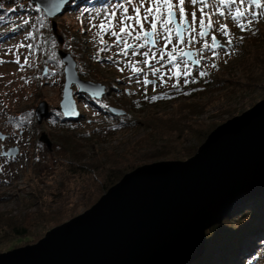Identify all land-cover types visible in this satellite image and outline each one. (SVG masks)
Wrapping results in <instances>:
<instances>
[{"label":"rangeland","instance_id":"374dc122","mask_svg":"<svg viewBox=\"0 0 264 264\" xmlns=\"http://www.w3.org/2000/svg\"><path fill=\"white\" fill-rule=\"evenodd\" d=\"M139 2L133 0L131 8ZM85 3L88 1L70 8L72 2L68 0L67 10L52 19L42 12L43 17L48 19L47 28L42 31L43 43L35 52L28 47L32 46V40L26 37L37 24L36 13L29 14L31 6L35 5L30 0H0V9L15 12L7 25H0V134L5 136L4 140H0V254L37 243L53 227L89 209L100 198L99 189L103 180L89 172L91 161L99 163L101 157H120L126 148L147 133L146 123L152 116L190 111L193 115L188 117L201 127L210 124L215 127L264 99V86L241 88L243 83L238 79V68L243 61L250 58L257 47H264V18L253 20L245 31H241L227 13L224 17L216 15L217 2L210 0L207 11L213 13L215 30L192 43L177 44L174 39L173 44L164 49L167 52L175 46L177 51L183 49L195 53L192 59L200 60L199 64H192L186 58L177 56L174 63H180L181 75L176 76L177 69L166 62L151 60L150 65L145 66L142 55L132 56L129 50L125 56L121 52L123 45L117 44L115 37L109 34H102L104 43H101V37L97 35L99 30L91 25L104 20L117 3L129 7L125 0H102L95 2L94 6ZM200 7L188 0L185 9L189 21L193 11L197 12L199 19ZM243 7L251 10L249 5ZM116 11L119 16L120 10ZM129 14H132L131 10ZM53 20L56 33L51 27ZM222 24L227 25L228 36L221 33L219 26ZM14 25H18L19 29L12 31ZM261 25L263 29L256 42L244 40L248 39L250 30ZM119 27L120 24L114 21V30L118 31ZM189 35L185 33V40ZM212 35L217 37L223 48H209L201 52L205 42L211 44ZM57 36L62 39L61 44ZM229 39L232 40L230 45L227 43ZM129 42L137 43L131 38ZM76 46L82 52L77 55L78 58L70 50ZM163 47L164 42L161 41L157 48ZM60 50L72 56L80 79L105 86L100 99L76 94L77 87L72 86L79 114L75 120H65L58 110L64 84V64L58 55ZM53 54L58 57L60 65L50 61ZM82 55L89 57V64L86 58H80ZM17 58L19 64L16 63ZM25 58L27 64H24ZM183 61H188L186 69ZM133 63L142 69L140 73H133ZM151 65L160 68L155 76L150 70ZM185 70L189 72L187 77L183 75ZM200 72L206 75L201 76ZM145 79L153 83L146 85ZM174 84L176 87L172 86ZM152 96L160 98L152 100ZM165 96L167 98H163ZM40 102L47 103L49 117L38 124L34 111ZM109 107L121 109L125 114L115 116L108 111ZM29 115L33 118L30 121L27 120ZM19 121H23L24 125H15ZM42 133L50 142V148L40 141ZM12 149H16L17 153L7 156ZM113 167L117 170L116 165ZM262 224L254 222L251 217L236 218L230 223L233 229L247 225L258 227L251 238L241 245L244 258L254 257L250 264H264ZM15 228L26 230V235L17 237ZM220 253L206 260L200 259L201 252L198 256L194 255L195 258L188 264H216L220 259L216 256ZM241 262L237 260L231 264Z\"/></svg>","mask_w":264,"mask_h":264},{"label":"water","instance_id":"95a60500","mask_svg":"<svg viewBox=\"0 0 264 264\" xmlns=\"http://www.w3.org/2000/svg\"><path fill=\"white\" fill-rule=\"evenodd\" d=\"M30 3L52 19L67 10L68 0ZM51 27L56 33L54 20ZM57 40L62 43L60 36ZM58 55L64 64L58 110L65 120H75L79 114L72 86L76 94L94 99L101 98L105 86L80 79L72 56L62 50ZM108 111L125 114L113 107ZM34 115L38 124L47 119V103L40 102ZM39 139L51 147L44 133ZM16 153L12 149L6 155ZM260 195L264 99L216 126L187 160L137 167L89 209L53 227L37 243L1 253L0 264H188L202 252L206 230L236 204Z\"/></svg>","mask_w":264,"mask_h":264},{"label":"trees","instance_id":"16d2710c","mask_svg":"<svg viewBox=\"0 0 264 264\" xmlns=\"http://www.w3.org/2000/svg\"><path fill=\"white\" fill-rule=\"evenodd\" d=\"M84 1H88V3L84 4L88 6H90L91 3L94 6L95 2H102V0H71L72 4L70 8L75 7L80 3L82 4ZM31 7V12L29 9L27 11H29V14L36 13L35 22L37 24L31 35L28 33L26 37L29 40H32V49L37 52L36 48L41 45V37L44 34L42 31L47 28L48 19L43 17L41 10L35 8L33 5ZM19 11L22 13L26 12V10ZM12 13L15 12L4 8L0 9L1 26L8 24ZM14 29H19L18 25H14L12 31H14ZM262 29L263 26L261 25L256 29L250 30L248 32V39L244 40L252 41V43L256 42ZM78 48L79 47L76 46L70 49L76 57L78 54L82 53L80 51L81 49L78 50ZM253 52L252 56L245 59L243 64L239 66L240 68H238V79L243 83L241 88H260L264 86V47H257ZM81 57H83V59L86 58L88 62L87 64H89L90 60L87 55H82L80 58ZM50 61L60 65L56 54H53ZM188 115H193V113L189 111L185 114L174 113L168 115L167 113L161 114L158 117H156L157 115H154L147 120V133L134 141L129 148H126L120 157H101V162L99 163L92 160L89 172H93L103 179L99 189L101 192L100 197L106 193L109 188L115 185L125 174L133 171L139 166L160 161H185L194 155L201 144V141H203V139H205L216 126L214 127L213 124H210L201 127L197 122L190 119ZM30 119L32 120L33 118H31L30 115L27 116V120L30 121ZM16 124L23 126L24 122L19 121L15 123V125ZM116 127L119 126L116 125ZM113 165L117 166V170L115 167L112 168ZM248 217H251L254 222L263 223L262 225H264V197L243 200L241 205L228 213V216L224 221L222 220L221 223L210 227L206 231L205 242L200 259L205 258L206 260H211L214 255L222 251L216 256L220 257L219 262L216 264H231L232 262H237V260H241L242 264H250L254 257L244 258L241 254V245L251 238V236L257 231L258 227L256 225H247L242 228L240 227V229H233L232 225H230V223L236 218L246 219ZM14 232L17 237L26 235V230L22 228H15ZM227 246L228 248H226ZM248 261L250 262L248 263Z\"/></svg>","mask_w":264,"mask_h":264},{"label":"snow or ice","instance_id":"6c2138e0","mask_svg":"<svg viewBox=\"0 0 264 264\" xmlns=\"http://www.w3.org/2000/svg\"><path fill=\"white\" fill-rule=\"evenodd\" d=\"M129 7H125L124 3H117L115 8L102 20L99 24H93L91 27L97 28L99 31L97 35L101 37V43H104L102 34H109L115 37L117 44H122L121 52L127 56L129 50L132 56L142 55L145 59L142 63L145 66L150 65L151 60H157L158 63L166 62L171 64L177 69L175 75L180 76L179 71L180 63H174L177 61V56L183 58L187 57L192 64H199L200 60L192 59L195 53L191 51H184L180 49L177 51L173 46L172 50L165 51L164 49L168 45L173 44L175 39L177 44L192 43L198 37L203 38L209 35L211 30H215L214 22L212 19L213 13L208 12L210 8V0H190L192 5H200L198 9L200 16L197 18V12H191V21L188 20L186 15L185 5L188 0H140L135 8H131L133 0H125ZM218 7H216L215 14L220 17H224L227 13L231 19L237 23V26L241 31H245L252 23L253 20L258 18H264V3L262 0H216ZM244 5L251 6V10L244 8ZM117 9L120 10L119 16ZM255 9H260L259 12ZM131 10L132 14H129ZM251 17V19H248ZM114 21L120 24L117 30H114ZM246 21V22H243ZM25 24L27 21L24 22ZM145 25H148L146 28ZM198 26V27H197ZM221 33L224 36H228L227 25L219 26ZM185 33H189V38L185 40ZM31 35V34H29ZM129 38L137 41L133 44L129 42ZM142 41V43L140 42ZM163 41L164 47L157 48V45ZM227 43L232 44V40H227ZM31 48V45H28ZM217 49L223 48V45L218 41L215 35L211 36V44L204 43L203 48L200 49L203 52L205 49ZM141 49H147L146 51H140ZM155 49V50H154ZM104 50V49H102ZM175 53V54H174ZM215 55V52H213ZM185 69L187 68L188 61H183ZM2 63V61H0ZM16 63H20L17 58ZM28 60L25 58L24 64H27ZM23 64L21 68H23ZM133 73H140L142 69L137 68L135 63L132 65ZM163 67V63H161ZM215 67V66H213ZM152 75H157L160 72V68L154 65L150 66ZM201 76H205V72L199 73ZM147 74L145 73V76ZM183 75L187 77L189 72L185 70ZM144 83L152 84L153 81L148 79L144 80ZM187 83V80H185ZM176 87V85H172ZM94 95L99 96L100 93L96 92ZM160 97L152 96V100H156ZM163 98H167L166 96Z\"/></svg>","mask_w":264,"mask_h":264},{"label":"bare ground","instance_id":"6f19581e","mask_svg":"<svg viewBox=\"0 0 264 264\" xmlns=\"http://www.w3.org/2000/svg\"><path fill=\"white\" fill-rule=\"evenodd\" d=\"M243 202V201H242ZM242 202H240V203H238V204H236L235 206H233V208L230 210V211H228L227 213H225V215L223 216V218L222 219H225L227 216H228V213L229 212H231L232 210H234L236 207H238L239 205H241L242 204ZM206 232V231H205ZM205 236H206V233H205ZM192 252H190V254H191ZM194 258V257H193Z\"/></svg>","mask_w":264,"mask_h":264}]
</instances>
